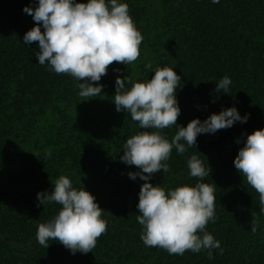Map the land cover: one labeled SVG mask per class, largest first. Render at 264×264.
<instances>
[{
  "label": "trees",
  "instance_id": "16d2710c",
  "mask_svg": "<svg viewBox=\"0 0 264 264\" xmlns=\"http://www.w3.org/2000/svg\"><path fill=\"white\" fill-rule=\"evenodd\" d=\"M118 2L128 4L143 36L140 57L132 66L113 63L98 82L104 85L101 95L81 97L80 81L56 74L47 62L40 65L38 42L23 43L36 26L23 9L35 8L38 0H0V264H264L259 194L234 166L247 136L264 130V0H158L161 16L150 23L141 0ZM164 67L182 78L177 127L231 107L242 117L250 114L247 123L199 135L197 147L184 154L173 149L166 162L170 170L149 181L166 191L201 182L217 186L216 221L206 231L223 252L213 249V259L207 249L181 256L144 244L136 217L145 181L130 179L128 173L140 169L120 159L127 139L143 129L130 113L116 110L115 81L130 76L133 83L146 82ZM224 76L232 81L227 94L215 91ZM177 127L162 134L171 142ZM192 155L211 169L203 180L190 176ZM61 175L77 190L89 191L105 210L107 232L88 254L73 255L53 240L45 248L36 239L39 224L62 208L37 207V194L53 191Z\"/></svg>",
  "mask_w": 264,
  "mask_h": 264
},
{
  "label": "clouds",
  "instance_id": "9594fccd",
  "mask_svg": "<svg viewBox=\"0 0 264 264\" xmlns=\"http://www.w3.org/2000/svg\"><path fill=\"white\" fill-rule=\"evenodd\" d=\"M212 3L218 4L220 0H212ZM23 11L36 23L24 35L23 43L38 42L36 57L40 65L47 62L56 74H68L80 81L81 97L101 95L104 85L98 82L107 75L113 63L128 66L140 57L143 36L129 15L126 3L118 0H88L87 3L38 0V6L25 7ZM181 80L170 67L157 68L146 82L133 83L130 76L117 77L116 110L130 113L131 120L139 122L143 129L127 139L120 159L140 169L128 173L130 179L145 181L139 192L136 217L143 226L141 240L144 244L181 256L187 251L199 253L207 249L208 258L213 259L212 250L221 249V243L206 231V227L209 222L216 221L214 192L217 186L201 182L166 191L149 181L161 170L164 173L170 170L166 162L173 149L184 154L189 148L197 147L199 135L215 134L233 127L236 122L247 123L250 114L242 117L236 107H231L210 115L203 122L197 118L187 127H177L181 109L176 93L182 87ZM231 83L230 78L224 76L216 83L215 91L223 90L227 94ZM173 126L178 131L170 142L162 130ZM187 163L191 177L203 180L211 173L209 165L206 168L196 155H192ZM234 166L259 194L261 212H264V130H256L247 136ZM53 185V191L37 194V207L56 203L62 208L50 221L39 224L38 243L48 248L49 240L58 241L73 255L92 252L98 238L108 229L107 221L102 218L105 210L89 191L74 188L67 176L61 175ZM252 215L251 231L255 233L258 222L254 212Z\"/></svg>",
  "mask_w": 264,
  "mask_h": 264
},
{
  "label": "rangeland",
  "instance_id": "374dc122",
  "mask_svg": "<svg viewBox=\"0 0 264 264\" xmlns=\"http://www.w3.org/2000/svg\"><path fill=\"white\" fill-rule=\"evenodd\" d=\"M143 5L147 8V22H154L161 16V10L158 0H141ZM132 66V65H129ZM131 71V70H130Z\"/></svg>",
  "mask_w": 264,
  "mask_h": 264
}]
</instances>
